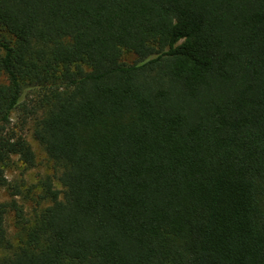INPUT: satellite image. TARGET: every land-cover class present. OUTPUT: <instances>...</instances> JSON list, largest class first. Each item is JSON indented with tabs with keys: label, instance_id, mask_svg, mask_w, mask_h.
Instances as JSON below:
<instances>
[{
	"label": "trees",
	"instance_id": "obj_1",
	"mask_svg": "<svg viewBox=\"0 0 264 264\" xmlns=\"http://www.w3.org/2000/svg\"><path fill=\"white\" fill-rule=\"evenodd\" d=\"M14 110L0 264H264V0H0L3 187Z\"/></svg>",
	"mask_w": 264,
	"mask_h": 264
},
{
	"label": "rangeland",
	"instance_id": "obj_2",
	"mask_svg": "<svg viewBox=\"0 0 264 264\" xmlns=\"http://www.w3.org/2000/svg\"><path fill=\"white\" fill-rule=\"evenodd\" d=\"M136 55L128 50H123L121 60L124 62H133ZM19 110H14L11 113L12 121L15 128L21 127L27 140L32 146L34 152L33 164L28 166L22 162L19 157L13 156L11 161L5 166V175L8 181L6 187L0 186V202L8 201L14 198L19 207L23 209L25 217L33 218V215L38 212L46 201L39 197L40 181L47 175H52L54 169L51 162L48 160L42 147L32 138L28 123L20 126ZM58 187V183L55 182ZM13 192L16 194L14 195ZM13 211H9L6 218V227L8 237L11 241H16V232L13 226Z\"/></svg>",
	"mask_w": 264,
	"mask_h": 264
}]
</instances>
